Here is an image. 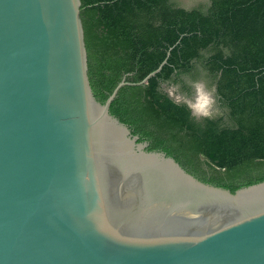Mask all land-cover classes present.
<instances>
[{"label":"water","instance_id":"95a60500","mask_svg":"<svg viewBox=\"0 0 264 264\" xmlns=\"http://www.w3.org/2000/svg\"><path fill=\"white\" fill-rule=\"evenodd\" d=\"M79 5L0 0V264H264V179L204 182L108 110L171 47L100 102Z\"/></svg>","mask_w":264,"mask_h":264},{"label":"trees","instance_id":"16d2710c","mask_svg":"<svg viewBox=\"0 0 264 264\" xmlns=\"http://www.w3.org/2000/svg\"><path fill=\"white\" fill-rule=\"evenodd\" d=\"M79 1L87 77L98 101L122 76L140 80L171 47L160 70L144 84L121 86L108 110L204 182L230 187L264 179V0L187 8L176 0ZM193 60L228 80L229 94L220 77L217 89L228 99L229 124L195 120L159 88L190 72Z\"/></svg>","mask_w":264,"mask_h":264},{"label":"flooded vegetation","instance_id":"af4514ba","mask_svg":"<svg viewBox=\"0 0 264 264\" xmlns=\"http://www.w3.org/2000/svg\"><path fill=\"white\" fill-rule=\"evenodd\" d=\"M179 1L180 0H176V2L178 3V6H180V7L187 8L190 6L189 4L186 5L187 0H183V1L181 0V3ZM190 2H192L190 4L197 3V2L205 3V2H207V0H190ZM203 54L205 55L206 53H203ZM192 63H193V65H192L191 70H189L190 72L180 73V74L176 75L177 79L173 76L174 71L171 72L172 73L171 77L176 79V81L160 82L159 88L167 96H170L169 97L170 99L171 98L174 99V101H175V95H177V94L191 99L195 95V90L192 87V82L198 81V80L205 81L210 88L215 87V89H216V91H215V97H216V101H217L216 107L219 111H218V114L215 115L213 118H218L219 123L221 125L229 124L231 121L230 120L231 118L229 116L228 99H224L222 94H220V92H218V89H217V85L220 84L221 91L224 94H229L230 91H232V89H231V87H229L228 80L226 78H222L219 76L220 70L216 73V75H212L207 70H205V68L201 64H199L198 62H194V60H193ZM219 77H220V79H219ZM218 79H219V84L217 83ZM173 85H178L179 89H178V92L170 95V91H172ZM166 88L169 90V93H167ZM175 102H177V101H175ZM181 103H184V102L181 101ZM194 119L200 120L201 118H195L194 117ZM205 170H206V168H205Z\"/></svg>","mask_w":264,"mask_h":264},{"label":"clouds","instance_id":"9594fccd","mask_svg":"<svg viewBox=\"0 0 264 264\" xmlns=\"http://www.w3.org/2000/svg\"><path fill=\"white\" fill-rule=\"evenodd\" d=\"M192 87L195 90L193 98L189 99L177 94L175 95V100L177 102H184L195 118L210 119L217 115L219 110L216 107L215 87L210 88L203 80L193 81ZM178 89V85H173L170 95L178 92Z\"/></svg>","mask_w":264,"mask_h":264},{"label":"rangeland","instance_id":"374dc122","mask_svg":"<svg viewBox=\"0 0 264 264\" xmlns=\"http://www.w3.org/2000/svg\"><path fill=\"white\" fill-rule=\"evenodd\" d=\"M183 1V0H182ZM180 3H181V0L179 1ZM190 3H192V2H190V0H187V2H186V5L187 4H189V5H191ZM166 90H167V93H169V90L166 88ZM174 97V96H173Z\"/></svg>","mask_w":264,"mask_h":264}]
</instances>
